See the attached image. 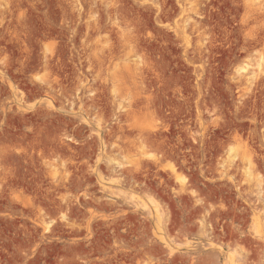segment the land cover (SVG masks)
Returning a JSON list of instances; mask_svg holds the SVG:
<instances>
[{"label": "rangeland", "instance_id": "obj_1", "mask_svg": "<svg viewBox=\"0 0 264 264\" xmlns=\"http://www.w3.org/2000/svg\"><path fill=\"white\" fill-rule=\"evenodd\" d=\"M263 4L0 0V264H264Z\"/></svg>", "mask_w": 264, "mask_h": 264}, {"label": "bare ground", "instance_id": "obj_2", "mask_svg": "<svg viewBox=\"0 0 264 264\" xmlns=\"http://www.w3.org/2000/svg\"><path fill=\"white\" fill-rule=\"evenodd\" d=\"M251 1V0H250ZM3 2V1H2ZM256 2V1H255ZM254 2V3H255ZM257 2H259V1H257ZM261 2V1H260ZM260 2H259V4H260ZM248 3V2H247ZM2 4V3H1ZM249 4H251V3H249ZM249 4H248V6H249ZM256 4V3H255ZM259 4H258V7H259ZM261 5V4H260ZM264 5V4H263ZM248 6H247V8H248ZM253 6H255V5H253ZM249 7H251V5L249 6ZM261 7V6H260ZM260 7H259V9H260ZM255 8V7H254ZM249 9V8H248ZM251 9V8H250ZM258 9V8H257ZM196 20V19H195ZM117 22V21H116ZM244 69V68H243ZM245 81V80H244ZM246 82V81H245ZM93 193V192H92ZM91 193V194H92ZM91 196H93L94 197V194L93 195H91ZM96 196V195H95Z\"/></svg>", "mask_w": 264, "mask_h": 264}]
</instances>
